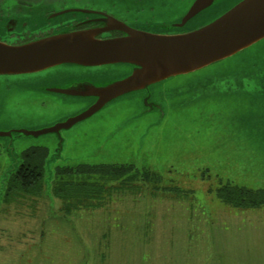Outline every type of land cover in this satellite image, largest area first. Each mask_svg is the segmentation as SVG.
I'll return each instance as SVG.
<instances>
[{
	"label": "rangeland",
	"instance_id": "1",
	"mask_svg": "<svg viewBox=\"0 0 264 264\" xmlns=\"http://www.w3.org/2000/svg\"><path fill=\"white\" fill-rule=\"evenodd\" d=\"M192 1L59 0L55 8L91 6L126 18L173 20ZM234 1L214 0L184 27L204 24ZM129 69L125 63H63L28 75L46 72L52 79L49 72L83 70L106 82ZM17 76L0 74V130L47 127L90 104L42 85L37 94L13 81ZM144 99L155 105L149 113ZM30 146L48 149L43 188L3 198L6 173ZM101 162L131 163L149 178L139 173L131 182L105 183L98 207L84 205L91 201L86 198L67 206L51 191L56 167ZM227 184L264 188V38L112 99L59 134L0 136V264H264V205L224 202L217 190Z\"/></svg>",
	"mask_w": 264,
	"mask_h": 264
},
{
	"label": "water",
	"instance_id": "2",
	"mask_svg": "<svg viewBox=\"0 0 264 264\" xmlns=\"http://www.w3.org/2000/svg\"><path fill=\"white\" fill-rule=\"evenodd\" d=\"M213 1L193 0L181 15L162 25L164 28H180L184 31L153 32L132 27L106 14L103 27L65 29L15 44L0 40V74L34 73L63 63L81 66L125 63L130 67L128 72L100 86L90 83L80 90L73 87H47L53 92L94 95L96 98L91 99L84 110L63 121L37 129L0 130V136H12L14 133L33 136L48 132L59 134L61 129L89 117L112 99L147 88L168 77L205 67L264 38V0H235L223 13L204 24L196 28L184 27ZM68 11L93 10L67 8L53 15ZM111 29L120 30L123 34L97 36ZM144 104L145 112L155 106L147 99H144ZM15 167L13 165L6 176Z\"/></svg>",
	"mask_w": 264,
	"mask_h": 264
},
{
	"label": "flooded vegetation",
	"instance_id": "3",
	"mask_svg": "<svg viewBox=\"0 0 264 264\" xmlns=\"http://www.w3.org/2000/svg\"><path fill=\"white\" fill-rule=\"evenodd\" d=\"M59 0H0V22H2V30L6 33V37L0 33V40L8 43H22L31 39L49 35L54 32L61 30H73L80 28H89V27H103L105 22L103 21L106 14L112 15L127 24L135 28H140L144 30H149L153 32H178L184 31V29H168L162 27L164 22L169 21L166 19H150L144 18L143 14H140L137 17L126 18V15L119 16L116 13L108 9H98L96 7L84 6L82 9H90L95 12H82V11H68L70 14L74 15L68 20L56 21L52 18L55 16L54 13L73 7H63L55 8ZM165 0H162V3ZM152 9V7H148ZM172 6L170 4L169 9H166L165 14L171 13ZM80 12V16L76 14ZM184 11H180L178 14L181 15ZM67 13V12H65ZM178 15V16H179ZM176 16V17H178ZM143 17V18H142ZM27 18V19H24ZM8 21V22H7ZM7 22V25H6ZM158 23V24H157ZM123 34L122 31L117 29L105 30L97 34L98 37H109L117 36ZM29 73H20L19 77H15L13 81H16L17 84L28 85L30 84L31 88H35L36 91L39 90L40 85L42 89L52 93H58L49 91L47 87H73L75 89H85L87 84L94 85H104L106 82L99 78L101 77L100 73H92L91 71L75 70L71 73L63 71L49 72L52 74V79H47L48 75L46 72L42 75H28ZM20 82V83H19ZM36 82V83H34ZM54 83V85H51ZM50 84V85H49ZM37 93V92H36ZM35 93V97L37 94ZM64 94V93H60ZM69 96H82V95H73V94H64ZM82 97L90 98L93 100L96 98L94 95H84ZM34 102L36 100H33ZM17 105H21V102H18Z\"/></svg>",
	"mask_w": 264,
	"mask_h": 264
},
{
	"label": "trees",
	"instance_id": "4",
	"mask_svg": "<svg viewBox=\"0 0 264 264\" xmlns=\"http://www.w3.org/2000/svg\"><path fill=\"white\" fill-rule=\"evenodd\" d=\"M48 149L45 146H30L21 152V161L3 182V198L34 194L43 188L44 167ZM140 173L141 179L149 178L148 171H140L131 163L101 162L98 164L79 163L74 166H58L51 186L54 195L67 206L72 198L81 201L90 199L84 205L98 207L105 189L114 187L113 181L131 182ZM217 195L235 207H258L264 205V188H251L244 185L227 184L217 190ZM9 199V200H10ZM96 201V202H95ZM76 206V205H74ZM81 206V205H79ZM77 206V207H79ZM71 207V206H70Z\"/></svg>",
	"mask_w": 264,
	"mask_h": 264
},
{
	"label": "clouds",
	"instance_id": "5",
	"mask_svg": "<svg viewBox=\"0 0 264 264\" xmlns=\"http://www.w3.org/2000/svg\"><path fill=\"white\" fill-rule=\"evenodd\" d=\"M245 82L247 83V81H245ZM248 90L251 91V90H253V89H252V88H249Z\"/></svg>",
	"mask_w": 264,
	"mask_h": 264
}]
</instances>
